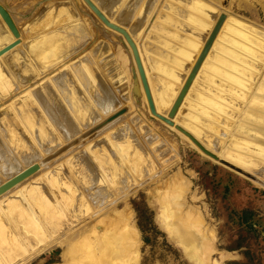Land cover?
<instances>
[{
  "label": "rangeland",
  "instance_id": "374dc122",
  "mask_svg": "<svg viewBox=\"0 0 264 264\" xmlns=\"http://www.w3.org/2000/svg\"><path fill=\"white\" fill-rule=\"evenodd\" d=\"M92 1L109 20L111 19L110 21L123 27L126 31L128 30L127 32L130 33L129 35L132 39H136L134 43L137 44L139 54L143 56L145 52L143 46L149 43L144 42L149 41L150 34L153 33L152 31H155L154 27L159 23L158 18L155 17L160 16L162 13L164 14L168 6L166 4L173 0H157L158 3L155 0H139V3L136 2V5L134 4V0ZM115 1H118V4L114 5L113 3ZM142 1L144 3L147 2L145 4L146 6L142 4ZM204 1L205 3L203 0L200 1L204 6V13L207 15L204 19L206 22L208 21V24L212 23V25L210 24L211 27L209 30L207 28V32L205 30L200 33L202 28L194 31L195 35L193 37H195L193 39H198L194 41L198 48L191 53L194 55V60L198 56H196L198 53L197 50L200 52L204 44L203 42H205L204 40L207 39L206 37H208L211 31L210 29L215 24L214 21L216 22L220 14H226L230 19L231 26L241 27L240 29L236 27L237 32L241 34L246 33L247 37L258 42L260 47L255 51V55L253 56L255 61L251 59L252 62H250L253 63L254 61V65L251 64L254 72L249 78L250 81L244 82L241 88H233L232 90H226L221 86L220 89L222 91L219 93L224 101L220 98L219 103L222 105V103L226 102L225 105H222L225 108V112L222 115L217 113L219 116L213 115V121L210 123L209 128L200 127L198 139L203 144H206L210 151L215 154L220 153L218 157L221 159L251 173L262 182L261 185L251 182L205 157L188 139L184 136L182 137L179 132L171 129L150 115L145 99L142 100L144 95L141 86H139V79L138 88L141 90V96L134 95L132 92L134 83L131 72L135 66L131 54L129 56L121 42L123 38L104 27L81 0H0V6L8 12L21 37L24 36L22 29L39 11L45 7L55 5L51 9L42 10L37 15L38 19L36 21L35 19L32 20L34 22L31 25H39L41 29L39 34H35L36 32H34L36 27L33 28L31 25L27 26L26 34L28 33V36H26L27 39L25 42H30L64 26H68L72 20L73 22L80 21L83 23V28H86L90 36V41L84 48L77 50L67 61L55 67V69L46 73L37 74L33 68H29L30 73L37 78L34 82L26 85L24 87L25 89L19 87L17 84L18 90L22 93L17 90L7 100L0 101L1 108L4 105L11 104L13 100L24 95L27 91L26 89L29 88L32 91V89L37 88V83L51 76L59 68H67L68 63L71 61L78 59L82 55H87L86 57L93 63L96 69H94L95 72L97 71V78H100L99 82L97 81L98 85L99 83L104 85L105 89L109 91L111 98L114 99L111 108L112 111L110 112L112 113L123 107H128L129 109L128 113L124 116L78 144L77 147L69 150L50 165H41L39 159L45 158L48 155L46 153H52L56 148H51L47 145V147H44L47 149L43 148L45 157L39 154L36 156V159L21 160L20 156H18L20 153H16L15 156L5 142L4 135L0 133L2 142L10 150L14 160L7 162L9 165L0 168V185L6 182L8 178L24 171L29 166L38 165L39 167V170L34 175L0 197V264H68L66 262L68 261L67 258H63V253L67 245L68 247L69 245L72 246V248L70 247L71 250L76 248L74 245L79 246L78 249L73 250L74 253L76 252L73 254L82 263L87 258L90 264H194L189 261L187 254L167 236L155 220L157 209L155 200L166 193L170 195V199L177 200L178 205L179 203L183 204V208L181 204L179 205L181 207L180 213L182 212L180 216H183L188 210L194 216L199 215L200 223L202 224L200 229L204 232V235L202 234L203 236H201L213 247V252L209 253L210 258H207L208 264H264V0ZM151 2H153V6L150 7ZM173 2H171V5L175 4ZM128 4L130 6L127 9L126 5ZM133 4L135 7H133ZM56 5L63 7H57ZM68 5L72 7L69 8ZM65 6L71 9L72 12H65ZM120 6L123 7L121 8ZM179 6L182 7L183 5ZM213 6L215 8H212ZM118 7L121 13L117 11L119 10ZM162 7H165L164 9L166 10L162 11L164 10ZM114 9H116L115 12ZM142 9L144 11H141ZM148 9L149 12L146 11ZM137 11L141 14L138 20L135 19L139 17L137 15H140L137 14ZM145 11L147 15L145 14L144 17ZM150 30H152L151 33H149ZM251 33L254 38L252 35H249ZM181 34L185 35L186 33ZM197 34L199 35L197 36ZM246 34L244 35L246 36ZM145 35H148L149 37H147L149 39ZM196 41H199L198 44ZM123 42L125 43L124 40ZM103 44L108 46L109 51L100 56L99 60H102V62L97 60L100 62L97 65L91 56L88 57V53L93 48H97ZM19 49L23 53L24 47L22 48L21 46ZM120 51L130 60L129 65L127 57ZM188 64H184L183 69H181L182 72H177L179 74L177 78L178 80L180 78V80H176L170 84L174 93L177 88V92H179L182 87H180V84L184 83L187 77L183 73L185 71L189 73L191 69V65ZM99 65L103 68L104 72L100 70V67L98 69ZM145 67L149 70V65ZM107 69L111 74L110 76H107ZM117 69H122L125 73L119 76L116 74ZM129 76L130 79H128ZM151 77V82L154 83V93L158 98L161 96L160 88L156 84L159 80H157L158 77L154 73H151ZM114 83L124 84V91L118 93L113 85ZM173 84L178 86L175 87ZM102 91L105 92L104 90ZM177 92L176 94H178ZM228 94L230 96H227ZM9 101L11 102L9 103ZM129 101L131 102L128 103ZM187 105L189 106L188 100L184 101L175 118V123L185 128L188 114ZM92 108H94L92 109L94 117L91 118L89 126L93 123H98L106 116V111L104 112L105 109L99 101H95ZM168 110L169 108L164 111ZM228 111L230 114H228ZM226 113L229 116L225 115ZM219 117L221 118L219 119ZM231 119L232 122L230 121ZM191 125H194L193 122ZM79 129L77 130L79 133L85 131L84 128H81L82 131ZM127 129L130 131L128 134H130L134 143H137L142 151L141 155L138 154L133 159H127L128 151L126 150L119 151L120 156L117 151V145L110 141L109 135L113 132V134H116L119 131L117 134L120 132L124 134ZM78 132L77 134H79ZM125 136L127 139L130 137L126 134ZM68 138H71V136L68 135V137L61 138L63 141L60 139L59 142H63L64 144ZM204 138L206 140L208 139V141H205ZM221 138L222 143H220ZM147 139H151L152 142L149 143L150 141L148 142ZM217 140H219V144ZM63 144L59 145L62 146ZM101 146H105V148H108V150L116 154L118 160L126 168L128 173L131 175L133 173H139V175L133 176V179L131 178L132 180L130 179L128 182H125L126 184L124 185H117L118 189H116L117 186L112 187L104 178L105 176L101 172L102 169L95 162L96 156H99V154L106 155L108 153L106 149L99 148ZM143 159L152 162L146 172H141L139 169L143 164ZM115 162H117V159ZM90 166H94L103 180L105 179L104 183H99V187H102L101 189L103 191L104 186H106L107 189L105 188V190L110 192V196H108L105 202V199L100 194L104 192L98 190L100 193H98V196L95 195L94 203H91V191L89 188L87 190V187L90 185V180L84 178L85 182L82 185L77 179L78 177H76L79 173L90 174ZM140 173L146 174L140 175ZM180 185L182 186L179 187ZM179 190L180 192H178ZM172 194L175 196L178 194L179 198H172ZM67 199L69 200L65 201ZM101 200L104 203L97 206L96 203H101ZM99 218H101L100 221L98 220ZM104 219L106 223L103 222ZM120 220L122 222L124 220L123 223H127L128 226L133 225L136 228L138 232V247H132L129 251L127 250L128 245L126 244L127 249L119 255H113L111 246L109 247L108 244H99L96 242V245H98L97 248V246H94L95 240L93 239L90 240V244H82L81 241L86 238L85 236L89 232L103 234L104 232L107 233L108 229V233L112 232L116 237L118 235H124V232H122L123 223ZM100 222L104 224H99ZM131 222L132 224H130ZM139 225H141L143 232ZM210 234L213 236L211 237ZM81 235L84 238H81ZM79 238L82 240L80 241ZM124 238L125 240L127 239L126 235H124ZM144 238L147 241L146 243L143 241ZM75 240L78 241V244H75ZM77 250L82 251L77 254ZM102 252H105V256ZM86 253L88 257H86ZM70 254L73 257L71 252ZM220 254L224 255L223 258H220ZM80 255L84 256L82 257L83 259ZM108 257L109 260L107 259ZM73 259L76 260L75 258ZM76 261L74 263L79 264ZM86 263L85 261L84 264Z\"/></svg>",
  "mask_w": 264,
  "mask_h": 264
},
{
  "label": "bare ground",
  "instance_id": "6f19581e",
  "mask_svg": "<svg viewBox=\"0 0 264 264\" xmlns=\"http://www.w3.org/2000/svg\"><path fill=\"white\" fill-rule=\"evenodd\" d=\"M134 1H135V3H134L135 5H136V2L139 3V0L138 1L134 0ZM155 1L157 2V0H155ZM168 1H171V0H168ZM199 1H202V0H192L188 6L187 5L184 7L182 6L183 8L179 5H176V3L174 5H171V2H173V1H171L170 3L168 2V4L165 3L166 5H168L167 10L164 9L166 7V5H165V7H162L164 10L161 9L162 11L166 10L165 13L164 14L162 13L163 15L161 14L160 16L158 15L159 17L155 15L156 16L155 18H158L159 23H157L158 25L156 26L155 31H152V30L149 31V33H151V31L153 32L150 34V39L148 38L149 37L148 35H147L148 37L145 35L149 39V41L144 42V43H148V42L149 43L146 45L143 43V45H145V46H143V48H145V52H144L143 56H141V54H139V55H140V59L142 61V65H144L143 67L145 68L144 71L146 73V77H147L148 83L150 85V90L152 93V97L154 99V104H155L156 110L158 113L162 114V116H166L168 111H164V110H166L167 108L170 109V106H171L170 104L173 102V100L175 99V97L177 95L176 92H177L178 88L176 89V92L174 93L172 91V88L170 85L171 82L173 83L176 80H178L177 75H179V74L177 72H179V71H181V69H183V66L185 63L192 64L195 61L193 58L194 55L191 54L193 50L198 48L195 45V43H193L196 39V38L193 39L195 37V36L193 37V35H195L194 31L197 29L200 30V28H202L200 33H202L205 30L207 32V28L209 30V28L212 25V23L209 22L211 24L210 25L207 23L208 21L206 22V20L204 19L202 3ZM115 2L113 3L114 5L118 4V1L116 3ZM119 2H121V1H119ZM203 2L205 3L204 0H203ZM146 3L143 2L142 4L145 5ZM152 3L153 2H151V5L149 4L150 7L153 6ZM134 4H133V7H135ZM162 4L164 6L163 2H162ZM126 6H127L126 8L128 9V6H130V5L128 4ZM131 6H132V4H131ZM145 6L143 7L144 9H145ZM214 6L212 8H215ZM120 7L122 8L123 6H120ZM133 7H131V8H133ZM140 7H141V5H140ZM147 7L149 8V6H147ZM69 8L67 7L66 9H64V11L65 12H72L71 9H69ZM138 8H139V5H138ZM152 8H154V7H152ZM144 9H142L141 11H144ZM115 10L116 9H114V12H115ZM133 10H134V8H133ZM117 11L120 12V8ZM146 11L149 12V9ZM146 11H145V13L143 12L144 17H145ZM217 12H218V10H217ZM129 13H130V8H129ZM137 14H140V12L137 11ZM218 14H219V12H218ZM117 15H119V14H117ZM68 16H70V15H68ZM137 16H139V17H136L135 19L138 20L141 17V14L137 15ZM131 19H132V17H131ZM155 20H153V21L155 22ZM229 20H230L229 17L226 15V20L224 22L225 25L223 24V26L221 28V30H222L221 34L222 35L218 39L219 43H221V45L215 46L214 50H213V48L211 49L214 51L215 54L220 55L221 58L216 56V55H211V56L209 55L210 56L209 61L213 65L212 66L208 65V64L203 65V67H204L203 72L199 71V73L196 77L198 81L196 83L193 82V84H192V86H191V88H190V90H189V92H188V94L184 100V101L188 100L189 106L187 105L188 114H187V122L185 125L186 128L183 126L182 127L186 131L191 133L192 136H194L208 150H209V147H207L206 144H203L198 139L199 134H200L199 128L202 126L205 128H209L210 123L213 121V117H212L213 115L219 116V114H217V113H220L221 115L224 114L225 108H223L222 105H225L226 102L222 103V105L219 103L220 98H221V95L219 92L222 91V89H220L221 86H222V88H224L226 90H232L233 88H241L243 86L244 82L250 81L249 78L251 77V75L254 72V70L251 67V64L254 65V61H255L253 56L255 55V51H257L260 47V44L258 42H256L255 40H253L252 38L247 37L246 33L243 32L244 34H246V36H245L244 34L237 32L238 31L237 29H240L241 27L238 28L235 25L237 27V29H236V27L231 26V23L229 22ZM214 23H215V21H214ZM153 25H152V27H154ZM228 25H230V26L228 27ZM83 27H84V24L81 23L80 21L73 22V20H72L70 25L64 26L63 28H60V29H58L52 33H49L43 37H40L38 39L31 40L30 42H23L24 40L22 38H20V44L17 47H15L14 49H12L10 52L5 54L2 58H0L2 61V64H4V66L6 67L7 71L10 74V79H9L10 81H9L8 79L2 78L1 77L2 75L0 72V93L4 92L7 88H9V86L11 85V82L17 83V78L14 76V73H12V72H15L16 70H21V72L26 75V73H30L29 68H33L37 72V74L46 73V72H49L50 70L55 69V67L61 65L65 61H67L70 58V56L72 54H74L77 50L84 48L85 45H87V43L90 41V36L88 35V31H86V28L84 29ZM186 31H188V32H186ZM242 31H243V29H242ZM181 33H186V34L184 35ZM197 33H199V32H197ZM248 33H250V32H248ZM199 34H197V36ZM4 35L5 34H3V36H2V34L0 33V44L6 43L7 39H9L8 36H4ZM183 35H184V37L181 38ZM249 35H252V33ZM254 35L256 36V34H254ZM252 37H253V35H252ZM14 40L15 39L11 36L10 41H14ZM133 40H136V39L133 38ZM196 40H198V39H196ZM144 41H146V40H144ZM198 42L196 41L197 44H198ZM24 43H25V46H24ZM124 44L126 45V43H124ZM22 45L24 46L23 53L21 52L22 50L19 49ZM23 46H22V48H23ZM136 46H137V44H136ZM126 47H127V45H126ZM262 47H263V45H262ZM263 48H262V50H263ZM148 49H150V50L147 51ZM126 50L130 56L129 48L127 47ZM107 51H109L108 46L103 44L101 46H98L97 48H94L93 50H90L88 53L89 54L88 57L91 56L92 59H94V61H96V64L98 65L100 62H102V60L101 61L99 60L100 56L103 55V53L106 54ZM123 55L126 56L125 54H123ZM82 56L79 57L78 59L74 60L76 62V61L81 59L80 63H78L79 66L76 64L73 66L72 64L75 63L74 61H71L70 63H68L67 69H68L71 77H69V78L58 77V80L51 81L50 80L51 78H49L50 77L49 76L48 78H45L42 81H40L39 83H37L38 84L37 85L38 90H36L34 93L31 92L30 89L28 88V89H26L27 91L25 92L24 95L13 100L11 102V104L4 105L3 108L0 107L1 108L0 109V133L2 135H4L3 138H4L5 142L7 143L9 149H11V152H13V154L15 156H16V153H20V154L24 155V156H22V155L18 154V156H20L21 160H32L39 154L44 156L45 152H43V149H41V147H42L41 143L45 144V145H52V147L55 146V148H57L56 147L57 141H60L61 138L68 137V135L73 137L78 132L77 131L78 128H80L79 130L82 131V129H83L82 123L84 121H87L89 118L91 120L92 116L94 115V112L92 110L94 108H92V105L96 101V99H99V97L103 98V99H99L100 100L99 103H101V106L104 107L105 110L107 109L110 111L111 107H110V103L108 102V99H107L108 96H106V92H103L101 89L99 91V92H101V94L98 95L99 92H98V88L96 86V78H95V75L90 70V61L86 57L87 55L86 56L84 55L83 58H82ZM222 57H223V59H222ZM142 58L144 61L142 60ZM127 59H128V57H127ZM251 59L254 60L253 63H250V62H252ZM258 59H256V60H258ZM97 60L100 62H98ZM129 61L130 60L128 59V65H129ZM72 62H74V63H72ZM259 63H261V62H259ZM148 65H149V67H148L149 70L145 67ZM216 66L221 67V69L223 71L219 70ZM99 67H100V70H102L104 72L103 68L100 65L98 66V69H99ZM63 68H65V67H63ZM63 68H59L56 72H54L51 75H55V74L59 73V71H61ZM116 71H117L116 74L119 76L123 75L125 73L124 71H122V69H117ZM107 72H108L107 76H110L111 74L109 73L108 69H107ZM96 73H97V71H96ZM151 73H154L158 77L157 80H159L156 84L160 88V91H161L160 95L161 96H159L158 98L154 93V83L151 82V78H152ZM183 74L187 75L188 72L185 71V73H183ZM255 76H256V74H255ZM128 79H130V76ZM126 80H127V78H126ZM179 80H180V78H179ZM131 83H132V81H131ZM126 84H128V83L126 82ZM176 84H178V83L176 82ZM182 84H180V87L182 86ZM113 85L115 86V89L118 91V93H121L122 91H124V87H123L124 84L122 85L121 83H119V84L114 83ZM174 86H173V88H174ZM176 86H178V85H176ZM256 87H258V86H256ZM22 88H24V87H22ZM141 90H140V92H141ZM129 92H130V90H129ZM256 92H257V90H256ZM20 93H22V92H20ZM96 95H98V96H96ZM129 95H131V94H129ZM191 95H192V97H191ZM227 96H230V94H228ZM143 99H145V98H142V100ZM221 99L223 100V98H221ZM130 102L131 101H129L128 103H130ZM142 105L144 106V104H142ZM231 106H232V104H231ZM232 107H230V108H232ZM227 113L225 115H227ZM228 114H230V112ZM99 115H101V114H99ZM227 116H229V115H227ZM220 118L221 117H219V119ZM227 120H228V118H227ZM230 121L232 122V119ZM174 122H176V121L174 120ZM192 122L194 125H191ZM223 122H225V121H223ZM236 126H237V124H236ZM171 129H173V128H171ZM224 131H226V130L224 129ZM129 132L130 131L127 129V130H125L124 134H123V132H120L119 134H117V133L113 134L114 133L113 132L109 136H110V141L113 144L117 145V149H118L117 151L118 152L121 150H126V151H128L127 159H133L136 155H138V154L141 155L142 151L140 150V147L137 145V143H134V141L132 140V137L130 136V134H128ZM125 134L129 135L130 137H128V139H127ZM123 135H124V137H123ZM204 139H205V141H208V139L207 140H206V138H204ZM216 139H217V137H216ZM216 139H214V140H216ZM36 141L40 142V146L37 145ZM61 141H63V140L61 139ZM64 141H65V139H64ZM147 141L148 142L150 141L149 143L152 142L151 139L150 140L147 139ZM218 141L219 140H217V143L219 144ZM122 142H124V143H122ZM59 143L63 144V142L62 143L59 142ZM220 143H222V138L220 140ZM99 148L106 149V151H108V153L106 155L105 154H99V156H96L95 162H96L97 166H99V168L102 169L101 172L104 174V176H105L104 178L112 185V187L117 186V185L118 186L124 185V184H126L125 182H128L133 176L139 175V173H133L134 175L133 174L131 175L130 173H128L126 168H124V166H122L121 162L118 160L117 155L114 154L113 152H111L110 150H108V148H105V146H101ZM9 149L6 147V145H4V143L2 142V139L0 138V165L2 167H4L5 165H9L7 163V162H9L8 158H9V156H12ZM46 154H50V152L46 153ZM118 154L121 156L120 152ZM219 154H217V155H219ZM113 158L115 160L117 159V162H115V160ZM142 158H144V157H142ZM120 159H121V157H120ZM55 161H53V162H55ZM53 162L49 163L48 165L52 164ZM151 164H152V162L150 160H144L143 159V164L139 167L140 171L146 172L147 169H149V166ZM136 170H138V169H136ZM141 174H146V173H140V175ZM76 177H78L77 179L80 181V183L82 185H83V182H85V179L90 180V185H89V187H87V190H88V188L90 189V191H91L90 192V195H91L90 196V202L94 203L95 195L98 196V193H100V192H98V190H102L101 189L102 187L101 188L99 187V183L100 182H101V184L104 183L105 179L103 180V178L98 173L96 168H94V166L93 167L90 166V174L89 173H79L76 175ZM153 177H155V176H153ZM118 186L116 187V189H118ZM181 186L182 185H180L179 187H181ZM15 187H13V188H15ZM104 187L106 188V186H104ZM167 187H169V186H167ZM83 188H85V187H83ZM105 188H104V191L102 190L104 193H100L102 195V198L105 199L104 202L107 200L108 196H110V192L105 190ZM171 189H172V187H171ZM160 191H162V190H160ZM8 192H10V190ZM8 192H6L5 194H7ZM178 192H180V190ZM5 194H3V195H5ZM3 195H1L0 197H2ZM177 195L175 196L174 194H172L171 197L172 198L173 197L179 198V195L178 196ZM180 199H181V196H180ZM68 200L69 199H67L65 201H68ZM104 202H102V200H101V203H96V204H97V206H100ZM155 204L157 206L156 217H155L157 224H159V226L167 234V236L169 238H171L175 242V244L177 246H179L180 249L187 254L189 261L194 263V264H208L207 258L209 257V253L213 252V250H212L213 247H211L209 242L207 243L206 242L207 240L205 241L204 240L205 238L202 237L204 235V232L200 229L202 224L200 223L199 215L194 216L190 210H188V211L185 210L186 212L183 214V216L181 215L182 216L181 217L180 214L182 212L180 213L181 207L179 205L181 204V206H182L183 204L179 203V205H178L177 200L170 199V195L168 193H166L163 196L161 195L158 199H156ZM182 208H183V206H182ZM89 211H91V210H89ZM33 220L35 221L34 218H33ZM98 220L100 221L101 218H99ZM120 221L122 222V220H120ZM103 222H105V219ZM123 222H124V220H123ZM99 224H104V223L100 222ZM130 224H132V222ZM122 225H123L122 232H124V235H126V237H127L126 240L124 238V235H118L116 237L112 232L108 233V229H107V233L104 232L103 234L102 233L97 234V233L89 232V233H87V236H89V237H87V236H85V234H83V236H85L86 238L82 237V235H81V238H84V239L82 240L81 238H79V240L80 241L82 240L81 242L83 245H87V244H90V240L93 239V240H95L94 246H97V248H98V245H96V242L99 244H108L109 247L111 246L112 251L111 250L110 251L112 252V254L113 255H119V254H121V252H123L125 249H127V247H128L127 250H129V251L132 249V247H134V248L138 247L137 246V244H138V241H137L138 232H137L136 228L133 225L128 226L127 223H123ZM88 229H90V227H88ZM84 230H86V229H84ZM116 231H117V229H116ZM205 235H208V234H205ZM210 236L212 237L213 235L210 234ZM201 238H203V239H201ZM76 243L78 244L77 240H75V244ZM126 244L128 245L127 247H126ZM70 247L72 248V246L69 245V247H68V245H67V248L65 249V251L63 253V258H65V259L67 258L68 261H66V262H68V264L74 263L77 260V257H74L75 256L74 254L76 253V252L74 253V251L76 249H78L79 246L74 245V247H76V248H74L75 250L74 249L71 250ZM81 248H82V246H81ZM81 248H79V249H81ZM85 250H86V248H85ZM80 251H82V250H80ZM80 251L77 250V254ZM70 252L72 254L74 253L73 257L70 254ZM104 253L102 252L103 255H104ZM127 253H129V252H127ZM82 254H84V253H82ZM220 256H221L220 258H223L224 255L220 254ZM80 257L82 258L84 256L80 255ZM86 257H88L87 253H86ZM73 258H75L76 260H74ZM81 258H80V260H81ZM107 259L109 260V257ZM72 260H74V261H72ZM103 260H105V259H103ZM85 261L88 263L89 260L87 261V258H86L83 261V263L79 262V260H77L76 263L79 262V264L80 263L84 264ZM88 264H90V263H88ZM97 264H99V263H97ZM216 264H218V263H216Z\"/></svg>",
  "mask_w": 264,
  "mask_h": 264
},
{
  "label": "water",
  "instance_id": "95a60500",
  "mask_svg": "<svg viewBox=\"0 0 264 264\" xmlns=\"http://www.w3.org/2000/svg\"><path fill=\"white\" fill-rule=\"evenodd\" d=\"M84 5L94 14V16L104 25V27H106L107 29L111 30L112 32L120 35L123 40L125 41L126 45L128 46L129 50H130V54L132 57V60L134 62L135 68L132 69V80H133V89L132 92L134 93V95H140V89L138 88V79H139V83L148 107V111L150 113V115L160 121L161 123L167 125L170 128H173L174 130H176L177 132H179L182 136H184L186 139H188L199 151L200 153H202L204 156H206L207 158H209L210 160L214 161L215 163L219 164L220 166L234 172L235 174L251 181L257 184H262V182L257 179L256 177H254L251 173H249L248 171H244L243 169L237 167L236 165L221 159L220 157H218L217 154H215L214 152L206 149V147H204L194 136H192L191 133H189L188 131H186L183 127H181L180 125L176 124L174 122L180 108L183 105V102L194 82V80L196 79L203 63L205 62L225 20H226V14H220L218 19L216 20L214 26L212 27L207 39L205 40L196 60L194 61L182 87L180 88L178 94L176 95V98L174 99L170 109L168 110L166 116H162V114L158 113L154 104V99L152 97V93L150 90V85L148 83V79L146 77L143 65H142V61L140 59V55L138 52V48L136 46V44L134 43V40L132 39V37L129 35V33L123 28L120 27L116 24H114L113 22H111L104 14L103 12L93 3L92 0H81ZM174 3H178L177 5H183L184 6H188L190 4V2L192 0H173ZM200 2V1H199ZM55 5L51 6V7H45L42 10H48L51 9L52 7H54ZM57 7H63V6H58ZM68 7H72L71 5H68ZM203 7V15L204 17H206V14L204 13V6L202 4ZM65 8H67V6H65ZM41 10V11H42ZM41 11H39V13H41ZM38 13V14H39ZM36 14L27 24L26 26L22 29V33L24 36H20V33L18 31V29L16 28L15 24L13 23L10 15L8 14V12L2 8L0 6V33L5 34L4 36H8L9 39H7L6 43L0 44V58H2L5 54H7L8 52H10L12 49H14L15 47H17L20 44V38H22L25 42L28 36V33L26 34V28L27 26L31 25L33 22L32 20L35 19V21L38 19ZM44 23V22H43ZM157 26V25H156ZM156 26L154 27V29L156 28ZM31 27H36L35 34H39L41 32V29L39 27V25H31ZM12 35V37L15 39L14 41H10V34ZM3 38V37H2ZM123 46L125 48L126 45L123 43V41H121ZM23 46V45H22ZM25 46V43H24ZM23 46V47H24ZM94 49V48H93ZM92 49V50H93ZM108 53V51H107ZM84 56V55H83ZM82 56V58H83ZM81 60V59H80ZM80 60L78 61H74L72 63L73 66L76 64L79 66L78 63H80ZM36 65V64H35ZM37 67V66H36ZM93 64L90 61V70L91 72L95 75L96 78V86L98 88V92L102 89L106 92V96L108 99V102L110 103V107L112 108V104L114 103V99L111 98V95H109V91L105 89L104 85H98V82L100 80V78L98 79L97 74L95 72V68H93ZM0 72H1V77L4 79H10V74L7 71L6 67L4 66V64H2V61L0 59ZM27 72V71H26ZM14 73V76L17 78V83L19 85V87H25L26 85L34 82V80L37 78L35 77V75L31 74V73H26L23 74L21 72V70H16ZM58 77L60 78H69L70 73L68 71L67 68H63L61 71H59V73L55 74V75H51L49 78H51V81H56L58 80ZM10 81V80H9ZM98 81V82H97ZM17 83L14 84L13 82H11V85L9 86V88H7L4 92L0 93V101H5L7 100L9 97L13 96L17 90H18V86ZM54 83V82H53ZM36 90H38V87L35 88L34 90H32L31 92H35ZM32 94V93H31ZM101 92H99L98 95H100ZM96 95V96H98ZM99 99H103L100 98ZM99 99H96V101H99ZM11 101H9L10 103ZM8 105V104H7ZM106 111V116L104 119H102L101 121H99L98 123L92 124L91 126H89L90 124V118L87 121H84L82 123V127L85 129L84 132L79 133V134H75L73 137L68 138V140L62 145L60 146L59 141H57V145H56V149H54L52 151V153L48 154L45 158L40 159V163L41 165L44 164H49L53 161H55L57 158L61 157L63 154H65L66 152H68L69 150H72L73 148L77 147L78 144L82 143L83 141H85L86 139L92 137L93 135H95L96 133H98L99 131H101L102 129H104L105 127H107L108 125H110L111 123L115 122L116 120H118L119 118H121L122 116H124L126 113H128L129 109L128 107H123L120 108L114 112H110L112 111L110 109L109 110H104V112ZM39 116V115H38ZM94 117V115L92 116ZM37 145L40 146V142L36 141ZM41 148L43 149V147H46L47 145L42 144L41 143ZM52 148V145H48ZM53 148H55V146H53ZM47 149V148H44ZM38 156V155H37ZM36 159V157H35ZM8 161H13V157L9 156ZM0 168H2V166L0 165ZM39 170L38 165H32L27 167L24 171L12 176L11 178H8V180H6V182H4L3 184L0 185V196L5 194L6 192H8L9 190H11L13 187H15L16 185L20 184L21 182H23L24 180L28 179L29 177H31L32 175H34L37 171Z\"/></svg>",
  "mask_w": 264,
  "mask_h": 264
},
{
  "label": "crops",
  "instance_id": "0c3cea01",
  "mask_svg": "<svg viewBox=\"0 0 264 264\" xmlns=\"http://www.w3.org/2000/svg\"><path fill=\"white\" fill-rule=\"evenodd\" d=\"M211 1H214V0H211ZM225 25V24H224ZM222 33V30L219 32V35H218V37L216 38V40H215V42H214V44H213V46H212V48H213V50H214V47L215 46H217V45H221V43H219V37L222 35L221 34ZM193 43H195V42H193ZM196 45V44H195ZM197 46V45H196ZM223 46V45H222ZM198 47V46H197ZM211 48V49H212ZM213 50H210V52H209V54H208V56H207V58H206V60H205V62L203 63V65H206V64H208V65H213V64H211V62L209 61V57L211 56V55H216V56H218V57H220L221 58V56L220 55H218V54H215L214 53V51ZM196 53H197V51H196ZM198 53H199V50H198ZM198 53L196 54V56L198 55ZM210 55V56H209ZM222 59H223V57H222ZM191 65V67H192V65H193V63L192 64H190ZM203 65H202V67H201V69H200V71L201 72H203V69H204V67H203ZM190 67V68H191ZM217 67V66H216ZM219 70H221V71H223L222 69H221V67H217ZM188 75V74H187ZM198 80H197V78L195 79V81H194V83H196ZM264 88V87H263Z\"/></svg>",
  "mask_w": 264,
  "mask_h": 264
},
{
  "label": "trees",
  "instance_id": "16d2710c",
  "mask_svg": "<svg viewBox=\"0 0 264 264\" xmlns=\"http://www.w3.org/2000/svg\"><path fill=\"white\" fill-rule=\"evenodd\" d=\"M139 227H140V229H141V231H142L141 225H139ZM142 232H143V231H142ZM143 241H144L145 243L147 242L145 238L143 239Z\"/></svg>",
  "mask_w": 264,
  "mask_h": 264
}]
</instances>
